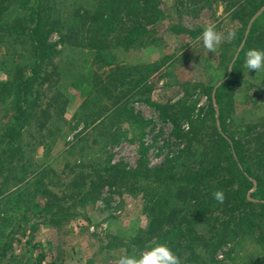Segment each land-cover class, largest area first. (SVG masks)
I'll list each match as a JSON object with an SVG mask.
<instances>
[{"label":"rangeland","instance_id":"1","mask_svg":"<svg viewBox=\"0 0 264 264\" xmlns=\"http://www.w3.org/2000/svg\"><path fill=\"white\" fill-rule=\"evenodd\" d=\"M49 1L65 14L76 5L87 6L85 1ZM159 1L164 22L139 45L111 48L112 67L95 63L91 84H78L71 76L77 65L64 62L78 58L79 47L60 42L57 29L49 34L48 41L58 53L39 74L41 83L35 89L41 93L35 116L21 131L23 148L18 153L0 154V264H119L123 255L139 258L144 252L129 245L134 236H143L148 224L142 186L134 184L128 189L112 180L114 184L103 185L88 200L82 193L96 180L90 176L91 169L97 163L101 168L155 167L176 155L183 141L176 139L172 122L148 100L169 105L182 101L186 116L179 124L187 130L186 117L194 119L208 112V88L223 80L226 65L229 73L230 56L234 54V60L242 48L227 38L242 24L226 2L206 6ZM17 5L14 1L0 5V82L29 73L31 59L22 50L27 47L26 38H17L18 32L7 33L22 13ZM263 10L264 6L247 28ZM174 23L212 25L222 42L215 52L203 47L201 37L185 45L186 40L169 29ZM258 31L261 41H255L249 50L264 51V17ZM247 52L238 66L241 80L234 89L232 106L227 107L225 126L228 133L243 138L249 133L264 134V71L244 68ZM10 99L11 94H0V135L15 109ZM50 119L59 125V132L47 133ZM42 139L51 143L48 154L39 144ZM40 189L61 198L55 217H69L67 221L54 225L42 218L49 216L37 212L44 204ZM254 189L248 192V200L256 201L250 195ZM262 255L263 250L245 242L223 246L216 259L219 264H245Z\"/></svg>","mask_w":264,"mask_h":264},{"label":"trees","instance_id":"2","mask_svg":"<svg viewBox=\"0 0 264 264\" xmlns=\"http://www.w3.org/2000/svg\"><path fill=\"white\" fill-rule=\"evenodd\" d=\"M13 1L18 3L22 13L11 22L7 33L18 32L17 38H26L23 43L27 47L22 50L29 53L31 62L28 75L0 82V94H11L10 102L15 106L0 135L3 145L0 154L18 153L23 148L21 131L35 116L34 108L41 93L35 89L36 84L41 83L39 74L58 53L54 44L48 41L53 30L60 32V42L68 41L79 47L78 58L64 61L67 66L77 65L71 72L72 78L80 85L91 84L96 76L95 63L98 67H112L111 48L129 49L141 44L145 36L164 22L165 16L159 0H76L87 2V6L76 5L67 14L61 13L49 0H0V5ZM183 1L206 6L214 1H224L229 9L233 8L232 15L242 24L232 39L235 47L242 45L240 53L234 60V54L230 56L228 64L231 68L228 73L226 65L223 80L208 88V112L194 119L186 117L187 130L179 124L186 116L182 101L169 105L148 100L172 122L176 139L183 141V147L176 155L155 167L138 164L128 169L113 165L101 168L99 163L94 164L90 176L96 180L90 182L82 195L92 200L94 192L109 183H120L128 189L134 184L142 186L148 224L143 236H134L129 245L145 252L163 244L180 257L182 264H219L216 254L227 244L236 246L250 242L264 251V134L235 137L225 127L227 107L232 106L234 89L241 80L238 66L251 45L261 41L258 26L264 10L247 26L264 6V0ZM169 29L181 35L186 40L184 44L188 45L189 41L202 36L205 27L174 23ZM117 111L114 109V113ZM45 127L48 134L60 130L52 119ZM39 144L46 147L48 154L51 143L42 139ZM253 187L250 195L256 201L247 199ZM216 190L224 193L222 204L212 196ZM38 193L44 204L37 212L49 216L42 218L54 225L68 220L66 216L55 217L61 208V198L48 189H40ZM226 258L229 259L227 255ZM245 264H264V255L256 260L249 258Z\"/></svg>","mask_w":264,"mask_h":264},{"label":"clouds","instance_id":"3","mask_svg":"<svg viewBox=\"0 0 264 264\" xmlns=\"http://www.w3.org/2000/svg\"><path fill=\"white\" fill-rule=\"evenodd\" d=\"M228 39H233L234 34L229 33ZM203 47L209 52H215L217 46L222 42L221 34L218 33L212 25L205 27L202 32ZM244 68L249 71H264V51L249 50L246 53ZM213 198L218 203H223L225 196L223 191L216 190L212 193ZM119 264H182L180 257L175 255L166 245L157 244L149 250L143 252L139 258L135 256L123 255L119 259Z\"/></svg>","mask_w":264,"mask_h":264}]
</instances>
